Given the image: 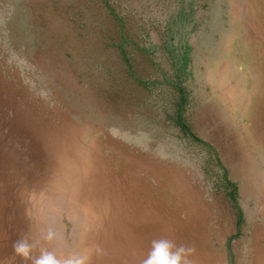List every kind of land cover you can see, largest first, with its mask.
Listing matches in <instances>:
<instances>
[{
    "label": "rangeland",
    "instance_id": "rangeland-1",
    "mask_svg": "<svg viewBox=\"0 0 264 264\" xmlns=\"http://www.w3.org/2000/svg\"><path fill=\"white\" fill-rule=\"evenodd\" d=\"M22 236L264 264V0H0V264Z\"/></svg>",
    "mask_w": 264,
    "mask_h": 264
},
{
    "label": "clouds",
    "instance_id": "clouds-1",
    "mask_svg": "<svg viewBox=\"0 0 264 264\" xmlns=\"http://www.w3.org/2000/svg\"><path fill=\"white\" fill-rule=\"evenodd\" d=\"M57 238L56 232L48 228L43 233V239L51 242ZM36 242L31 241L27 236L18 238L13 243V253L19 257L24 264H90V256L75 255L68 258H60L54 251L41 247L39 255H34ZM100 250L97 248V252ZM194 249L185 245H177L169 239L153 240L142 264H192L190 259Z\"/></svg>",
    "mask_w": 264,
    "mask_h": 264
},
{
    "label": "crops",
    "instance_id": "crops-1",
    "mask_svg": "<svg viewBox=\"0 0 264 264\" xmlns=\"http://www.w3.org/2000/svg\"><path fill=\"white\" fill-rule=\"evenodd\" d=\"M69 170H70V169H69ZM69 174H72V175H73L72 182H78V183L80 184V179H81V177L79 176V175H80V174H79V165L76 167L75 170H73V171L70 170V171H69ZM67 183H68V185H70L71 187L73 186V185H72L73 183H71V181L68 180V179H67ZM74 184H76V183H74ZM68 185H64V186H68ZM76 185H77V184H76ZM64 186H63L61 192H64V191H65V192L67 193V191L65 190ZM68 188H69V186H68ZM77 188H78V186H77ZM77 188H76V187H72V188H69V189H70L71 192L76 193V192H77Z\"/></svg>",
    "mask_w": 264,
    "mask_h": 264
}]
</instances>
